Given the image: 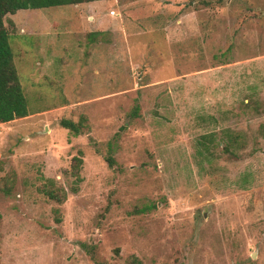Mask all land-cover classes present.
I'll return each instance as SVG.
<instances>
[{
    "label": "rangeland",
    "instance_id": "1",
    "mask_svg": "<svg viewBox=\"0 0 264 264\" xmlns=\"http://www.w3.org/2000/svg\"><path fill=\"white\" fill-rule=\"evenodd\" d=\"M5 27L30 115L0 123V264H264V0H97Z\"/></svg>",
    "mask_w": 264,
    "mask_h": 264
},
{
    "label": "trees",
    "instance_id": "2",
    "mask_svg": "<svg viewBox=\"0 0 264 264\" xmlns=\"http://www.w3.org/2000/svg\"><path fill=\"white\" fill-rule=\"evenodd\" d=\"M94 1L97 0H0V123H9L30 115L9 44V35L5 27L6 17L22 10L72 6ZM137 112L138 106H135L131 116H136ZM60 123L72 135L78 136L81 134V121L74 123L63 120ZM197 145L201 152L211 156L210 147L212 140L210 136H201L197 141ZM240 145L241 142H239L238 135L228 132L223 140L221 151L229 157L235 158L237 157L236 151L241 148ZM71 162L72 169L77 171L82 160L79 157H73ZM106 162L109 167L114 165V161L110 156L106 158ZM47 195L50 199H54L57 202L61 201V197L55 192L49 191Z\"/></svg>",
    "mask_w": 264,
    "mask_h": 264
}]
</instances>
